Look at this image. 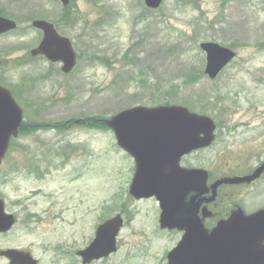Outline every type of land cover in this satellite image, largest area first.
I'll return each mask as SVG.
<instances>
[{"label": "rangeland", "instance_id": "374dc122", "mask_svg": "<svg viewBox=\"0 0 264 264\" xmlns=\"http://www.w3.org/2000/svg\"><path fill=\"white\" fill-rule=\"evenodd\" d=\"M0 10L18 24L0 38V81L18 93L27 119L38 113L35 121L59 126L24 131L0 167V198L18 219L0 234V252H30L39 264H81L77 252L100 224L125 218L122 212L118 253L93 264H164L180 241L157 231L153 202L130 197L132 165L113 133L78 120L191 104L218 125L216 144L197 156L213 178L264 161V0H164L157 11L144 0H79L67 9L58 0H0ZM36 19L73 42L78 64L71 74L26 59L42 40ZM207 42L238 54L216 82L204 74L200 44ZM173 88L178 92L168 98ZM241 193L264 207V177ZM0 264L9 261L0 255Z\"/></svg>", "mask_w": 264, "mask_h": 264}, {"label": "water", "instance_id": "95a60500", "mask_svg": "<svg viewBox=\"0 0 264 264\" xmlns=\"http://www.w3.org/2000/svg\"><path fill=\"white\" fill-rule=\"evenodd\" d=\"M76 1L60 0L64 7ZM162 2L145 0L150 9H158ZM33 27L42 31L44 36L32 55L44 56L52 63H62L63 73H71L77 64L71 41L60 36L54 25L47 21L36 20ZM16 29L15 22L0 16V36ZM201 49L207 54L205 73L211 79H215L236 57L232 50L216 43H203ZM22 120V110L11 93L0 86V165L11 139L19 136ZM106 124L114 132L118 146L136 161L130 195L137 200L161 199L164 202L161 227L186 231L178 248L169 255L170 264H264V211L251 217L242 213L232 215L209 234L198 223L196 214L184 223L176 218L181 209H170L172 206L168 199L178 193L180 197L190 192L196 193V196L203 194L199 188L206 186L208 173L182 170L179 165L185 155L212 144L215 126L210 118L193 114L182 107H136L119 113ZM263 171L264 166L250 177L215 182L212 185L213 197H216L221 185L250 183L258 179ZM15 222L14 216L6 213L5 202L0 200V233L9 232ZM122 226L123 220L119 216L99 226L94 242L78 253L83 264H91L117 252L116 238ZM1 255L7 257L10 264L39 263L29 253L15 250L1 252Z\"/></svg>", "mask_w": 264, "mask_h": 264}, {"label": "flooded vegetation", "instance_id": "af4514ba", "mask_svg": "<svg viewBox=\"0 0 264 264\" xmlns=\"http://www.w3.org/2000/svg\"><path fill=\"white\" fill-rule=\"evenodd\" d=\"M9 35V34H8ZM41 35H43L41 33ZM7 36V35H5ZM27 55V54H26ZM31 59V62L38 64L43 61L42 57H29ZM60 66L59 64H56ZM1 83V81H0ZM18 96V94L16 93ZM39 117L38 113H35V117H31L28 119V123L30 127H42V124H38L37 121H35V118ZM207 150L205 151H198L194 152L182 159L181 165L184 168H189V169H204V165L200 164L201 159L197 157L200 154H204ZM125 156L128 157L130 160V164L133 167V171H135V162L132 159V157L128 154L125 153ZM257 166H261V163H257ZM256 166V167H257ZM255 167V166H254ZM254 169V168H253ZM253 169H249L246 171H238L237 173H229L225 174L223 176H244L253 171ZM220 176V177H223ZM256 183H253L251 185H224L220 187L217 191V197L215 199H212V191H211V181L207 184L206 187L201 188V192L203 193L201 196H199L197 199L193 200V197L196 195L195 193H190L187 195L185 202H184V207L181 209L180 213L177 215L178 219H181L184 223H187L190 221L193 217L194 214H196V218L199 221L200 224L204 226L205 229L208 231H212L220 221L227 220L231 217V215L235 211H239L241 209L245 215H253L260 211L261 209H264V207L261 206H256L253 207L251 206L249 202V194L243 195L241 193V190H248L251 187H253ZM209 193H205L208 192ZM154 200L155 202V209L153 212L156 215L157 218V227L159 228V231L161 233H174L176 235H179L180 238H182L185 235V231L181 230H169V229H162L160 226V220L161 216L163 213L162 210V202L160 199H150ZM183 202L180 201V199L176 200L174 204L176 205H181ZM181 221V222H182ZM179 242L177 243V245ZM176 245V246H177ZM167 255L164 257V261L167 263Z\"/></svg>", "mask_w": 264, "mask_h": 264}, {"label": "trees", "instance_id": "16d2710c", "mask_svg": "<svg viewBox=\"0 0 264 264\" xmlns=\"http://www.w3.org/2000/svg\"><path fill=\"white\" fill-rule=\"evenodd\" d=\"M0 15L2 16H5L6 15V12L3 11V10H0ZM67 24H69V21H67ZM173 90H171L170 94L172 93ZM87 121H91L90 118H87L86 119ZM66 124H69V123H66ZM50 126H53V127H57V126H54V125H50ZM59 127V126H58ZM97 127H99L101 130H108L105 126V124L102 122V121H99L98 124H97Z\"/></svg>", "mask_w": 264, "mask_h": 264}]
</instances>
